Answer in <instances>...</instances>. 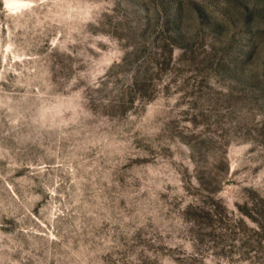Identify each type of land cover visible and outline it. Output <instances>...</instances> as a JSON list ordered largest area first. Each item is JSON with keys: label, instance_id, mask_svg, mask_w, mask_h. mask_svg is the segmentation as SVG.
Returning <instances> with one entry per match:
<instances>
[{"label": "rangeland", "instance_id": "374dc122", "mask_svg": "<svg viewBox=\"0 0 264 264\" xmlns=\"http://www.w3.org/2000/svg\"><path fill=\"white\" fill-rule=\"evenodd\" d=\"M0 0V264H264V0Z\"/></svg>", "mask_w": 264, "mask_h": 264}, {"label": "bare ground", "instance_id": "6f19581e", "mask_svg": "<svg viewBox=\"0 0 264 264\" xmlns=\"http://www.w3.org/2000/svg\"><path fill=\"white\" fill-rule=\"evenodd\" d=\"M6 3L7 6L12 10H19L25 5V1H20V0H6Z\"/></svg>", "mask_w": 264, "mask_h": 264}]
</instances>
